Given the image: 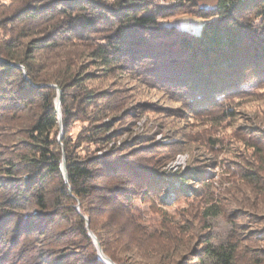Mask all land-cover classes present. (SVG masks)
I'll return each instance as SVG.
<instances>
[{
  "label": "trees",
  "instance_id": "16d2710c",
  "mask_svg": "<svg viewBox=\"0 0 264 264\" xmlns=\"http://www.w3.org/2000/svg\"><path fill=\"white\" fill-rule=\"evenodd\" d=\"M200 1L0 0V118L10 120L17 137L6 152L0 149V264L22 235L54 229L62 200L87 251L47 252L32 264H104L89 231L117 264H125L119 254L126 252L136 258L132 264H236L234 242L213 246L209 232L188 234L166 217L156 223L161 229L143 224L153 218L143 219L138 202L153 208L189 192L202 196L209 173L162 170L149 156L155 142L143 135L117 142L127 130L117 126L126 114L120 98L87 85L123 69L204 105L236 91L248 76H264V0H218L210 9ZM181 13L202 19L199 33L165 23ZM166 147L167 161L180 152ZM191 173L196 187L188 186ZM201 212L197 219L206 227L219 208ZM194 236L197 247L187 249ZM187 253L190 262L182 259Z\"/></svg>",
  "mask_w": 264,
  "mask_h": 264
},
{
  "label": "rangeland",
  "instance_id": "374dc122",
  "mask_svg": "<svg viewBox=\"0 0 264 264\" xmlns=\"http://www.w3.org/2000/svg\"><path fill=\"white\" fill-rule=\"evenodd\" d=\"M217 3L218 0H202L197 2V6L210 9ZM165 23L197 34L202 19L181 13L168 17ZM245 79L236 91L204 105L183 99L175 90L156 86L142 75L123 69L100 75L88 81L87 85L92 90H113L120 98L121 109L126 114L117 126L123 124L127 130L117 142L143 135L155 142L153 148L157 150L149 156L157 164H162V170L174 172L195 167L194 174H204L200 169L209 173L210 179L206 181L202 196L189 192L167 205L157 202L153 208L150 203L138 202L143 219L153 218L149 222L143 220V224L155 223V228L161 229L156 223L166 217V224L170 221L182 226L188 234L194 229L196 234L209 232L213 246L234 242L238 245L236 264H264V76ZM10 124L9 119L0 122V149L3 152L17 140ZM81 125L82 122L75 124L73 136ZM60 134L61 130L58 140ZM168 145L180 149L170 161L166 160L172 154L166 147ZM190 177L188 186L196 187L198 177H193V173ZM61 202L65 206L60 210L63 216L59 214L54 229L44 230L45 234L32 232L22 235L14 243L15 253L8 254L7 264H32L34 258H40L47 252L53 255L68 250L87 251L82 247L79 223L74 219L71 207L64 200ZM211 204L219 208V213L208 216L206 227H202L197 218ZM75 208L79 212V203ZM66 217L69 220H62ZM85 220L87 226L88 218ZM100 223L96 228L100 229ZM199 240L194 236L187 249L197 247ZM8 249L12 251L13 246L9 244ZM19 253L21 255L18 256ZM128 253L119 256L125 264H132L136 258L129 257ZM191 254H185L182 259L190 262ZM22 256H25L24 260ZM26 258L28 260L24 262ZM149 261L152 263L154 260Z\"/></svg>",
  "mask_w": 264,
  "mask_h": 264
},
{
  "label": "water",
  "instance_id": "95a60500",
  "mask_svg": "<svg viewBox=\"0 0 264 264\" xmlns=\"http://www.w3.org/2000/svg\"><path fill=\"white\" fill-rule=\"evenodd\" d=\"M56 110L58 112V120H59V123H60V119H61L60 118V90H58V95H57V99H56ZM60 127H61V123H60ZM60 136H61V134H60ZM61 168H62L63 177L66 180L67 174H66L65 159H64V157H63V160H62ZM88 235L92 238V240H93V242H94V244H95V246H96V248L98 250V258H99V260H101L104 264H115L114 262H112L102 252V249L99 246V243H98V240H97L96 236L91 231H89V234Z\"/></svg>",
  "mask_w": 264,
  "mask_h": 264
}]
</instances>
